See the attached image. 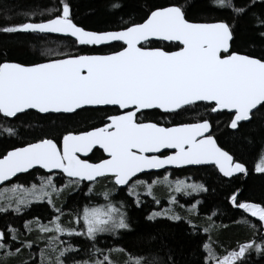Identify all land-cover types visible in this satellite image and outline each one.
<instances>
[{
	"label": "snow or ice",
	"instance_id": "snow-or-ice-1",
	"mask_svg": "<svg viewBox=\"0 0 264 264\" xmlns=\"http://www.w3.org/2000/svg\"><path fill=\"white\" fill-rule=\"evenodd\" d=\"M207 2L210 10L226 11L231 23L229 19L190 20V0H167L164 4L145 0L139 20L121 19L114 30L92 31L73 22L67 0H57L58 7L45 6L43 11L24 13L23 22L0 25L3 34L24 33L37 38L61 34L71 38L75 47L120 44L118 50L106 53L65 52L53 58L48 50L40 53L38 61L0 62V120L6 124L20 119L29 110L73 116L84 111L103 113L98 125L91 124L82 130L65 129L58 137L40 129L33 140L0 153V182L11 181L18 178L17 174L29 173L31 169L47 170L49 174L39 177V188L34 184L32 192L35 200L46 199L54 213L49 225L25 221L23 232L10 225L0 230V264L13 261L37 264L26 250L44 238L38 236L33 240L24 234L33 232L46 234L39 264H121L119 257H126L123 264H188L174 248L164 245L149 246L142 254L133 255L124 247L105 250L97 247V243L100 234L115 238L131 231L127 204L113 202L111 198L117 186L129 185L139 173L166 166L199 165H213L224 177L247 172L242 162L219 145L210 119L199 115L195 122L184 119L175 122L176 117L200 107L207 113L227 112V126L236 133L242 123L257 118L264 121V0ZM111 7L120 10L123 5L114 0ZM256 7L261 8L258 15L253 11ZM249 14L256 21L255 31L262 45L259 54L241 53L232 48L237 23ZM154 41L163 46L153 47ZM172 47L176 50H169ZM109 106L113 112L106 111ZM154 110L163 117H171V126L153 120L150 113ZM257 113L261 115L257 117ZM0 135L13 138L20 133L6 126ZM97 149L105 154L97 162L82 158ZM162 150L171 152L166 154ZM53 170L68 178L63 188L57 187ZM255 170L264 173V154L259 156ZM163 180L168 181V176L164 175ZM83 181L89 182L84 193L89 200L90 194L102 195L106 203L89 202L82 209H71L67 215L72 219L65 225L64 208L57 207L56 200L66 191H75ZM104 181L113 187L97 193L95 186ZM159 182L153 179L146 185L145 181L136 180L128 195H133L136 186H146L151 195L153 185ZM20 187L13 185V190ZM174 191L187 196L207 189L201 183L176 180ZM229 200L233 208L259 222L257 231V224L243 221L253 230V236H259V242L252 239L238 243L219 254L214 243H203L206 253L203 264H249L253 252L264 258V200L241 201L236 193ZM30 202L17 198L0 203V214H20ZM135 203L141 206L138 195ZM169 203L175 204V198ZM170 211L152 212L146 219L154 221L162 215L173 221L182 219L169 214ZM34 223H37L35 228ZM210 230V227L204 229ZM62 236L83 237L89 258L76 259L82 249L70 240H61Z\"/></svg>",
	"mask_w": 264,
	"mask_h": 264
},
{
	"label": "trees",
	"instance_id": "trees-1",
	"mask_svg": "<svg viewBox=\"0 0 264 264\" xmlns=\"http://www.w3.org/2000/svg\"><path fill=\"white\" fill-rule=\"evenodd\" d=\"M70 4L71 15L73 22L84 27L87 30L102 31L116 29L121 19L134 18L139 20L143 15V5L145 0H119L123 5L120 10H114L111 4L114 0H67ZM151 3L164 4L167 0H149ZM191 7L188 11V18L196 21H214L218 19H229L228 13L219 10H210L207 0H190ZM45 6L50 8L58 7L57 0H0V25H12L23 22L24 13L30 11H43ZM253 11L258 15L261 12L260 7H256ZM10 17V19H5ZM39 19V16L36 17ZM231 23V20L229 19ZM255 18L249 14L237 23L235 30V39L232 41L233 50L244 52H255L259 54L261 49V41L258 33L255 31ZM71 38L60 37L54 35H44L40 38L32 34H3L0 33V62L5 59L9 62L29 63L41 59L42 51L51 50V56L55 58L58 53L71 52L73 54H94L106 53L112 50H118L119 42L112 43L111 47L102 46H80L75 47L71 44ZM153 47L163 46L159 41H154ZM169 50H176L174 47ZM106 111L113 112L109 106ZM103 115L101 112L84 111L79 115L71 114H38L35 111L29 110L26 114H22L20 119L9 121L7 124L0 120V130L6 126H12L20 133L19 136L10 138L6 135H0V153L11 149L12 146H20L24 142H29L38 135L39 130L43 129L50 136L58 137L65 129L82 130L89 127L91 124H99V118ZM199 115L210 119L214 137L219 145L234 156L235 160L242 162L247 172L232 176L229 178L222 177L212 166H197L183 167L172 169L168 175V181L172 182L179 178H190L193 181H201L204 183L207 191L192 193L191 195L176 196L175 207L183 205L182 209L188 208L190 205L198 201V204L192 213H188L187 217L179 221H173L167 216L157 217L154 221H148L147 215L167 205L166 193L163 192L164 185H153L155 188H160L158 192L157 203L154 198L143 193L145 186H137L132 189L133 195L129 196L128 191L133 183H129L124 188H116L112 200L124 201L127 204L126 211L129 217L131 227L130 232H125L121 236L112 237L109 234H100L98 236L97 247H124L133 255H140L142 251L149 246L159 248L161 245L174 248L181 258L188 261V264H203V257L206 255L203 249V243H214L217 246L218 254L224 249L231 250L238 243L248 242L256 239L259 242V236H253V230L245 225V219L257 224L259 231V222L254 217L242 213L241 210L235 209L230 203V196L236 193L241 201L257 202L264 200V173L257 172L255 166L259 156L264 154V121L259 118L254 119L251 123H242L240 131L236 133L229 129V114L207 113L203 107H200L192 112L185 113L181 117H176L175 122L181 119L195 122ZM261 114L257 113V117ZM67 117V118H65ZM153 120H161L171 125V117H163L162 113L154 110L150 113ZM160 172L145 173L141 176L145 184H151L153 179L160 180ZM46 176V173L40 169H33L29 173L21 174L7 185L20 184L22 186L40 185L39 177ZM152 176V177H150ZM150 177V178H149ZM57 181V187L63 188L66 184L65 178L58 174L54 177ZM68 183V181H67ZM88 184L83 182L75 191H66L59 198L60 207L64 208L65 215L62 220L65 221L68 217L67 213L71 209L83 206L89 202L98 203L103 200L101 195L90 194L85 196L88 191ZM96 187V192L101 189H111L113 186L104 181ZM111 187V188H110ZM154 190V191H155ZM104 192V191H102ZM101 193V191H100ZM135 193H137L135 195ZM139 196L140 207L136 206V196ZM168 196V195H167ZM58 201V199H57ZM106 202V201H105ZM53 209L46 201L31 202L24 208L20 214L7 213L0 214V230H5L7 226L19 229L23 232L25 221H33L38 224L46 225L53 219ZM211 218V220H209ZM46 221V222H45ZM37 223L33 227H37ZM210 227V232H205L204 229ZM30 235L31 239L36 240L37 233L33 232ZM155 238V239H150ZM61 240H70L74 246L82 250L76 259H88L90 253L85 249V240L83 237L69 238L67 236L60 237ZM44 242V240H42ZM40 240L33 246L32 249L26 250L31 252V258L37 260V249L45 248ZM45 243V242H44ZM71 255V254H70ZM25 258H29L27 255ZM123 264L126 257H119ZM12 264H16L15 261ZM249 264H264V258L253 252L249 257Z\"/></svg>",
	"mask_w": 264,
	"mask_h": 264
},
{
	"label": "rangeland",
	"instance_id": "rangeland-1",
	"mask_svg": "<svg viewBox=\"0 0 264 264\" xmlns=\"http://www.w3.org/2000/svg\"><path fill=\"white\" fill-rule=\"evenodd\" d=\"M46 175H48V174H46ZM56 175H58V174H53L54 177ZM166 175L168 176L169 174H166ZM159 179L160 180H158V181H160V182L157 183V184L163 183L164 189H165V190H163V192L166 193L165 197H166V199L168 201H167V205L166 206H164V207L160 206V208L157 209V210H154V212H164L166 210H171L169 214L179 215V216H181L183 218L187 217L188 213H192V210H194L196 208V206L198 204V201H196L195 203H193L192 205H190L188 208H185V209H182L183 205L180 206V207H175V206H173V204H170L169 203L170 199L176 198V196L179 195V194H184V193H177V192L174 191L175 181L176 180H183L185 182V184L201 183V184L204 185V183L201 182L200 180L199 181H193L190 178H179V179L173 180L172 182H170V181H164L163 180V177H159ZM65 181H66L65 183L67 184L68 179H65ZM131 183L134 184L135 181H132ZM133 184H131V186ZM170 184H171V187L169 186ZM13 185H20V184H13ZM13 185H7L6 184V185H3V186L0 187V203H5L6 201H15L17 198H24V199L29 200L31 202L37 201V200L34 199V193L32 192V186H27L26 187V186L20 185L21 187L19 189L13 190ZM98 185H96V187H99ZM129 186H130V184L128 185V187ZM37 188H39V185L37 186ZM154 190H155V188L152 187V194L149 195L148 194V189L145 186L142 192L145 193V194H147V195H149L152 198H155V200H157L156 198H157L158 192L161 189L160 188H156V190L155 191ZM100 191L102 193V191H105V189L103 188ZM100 191H99V193H100ZM136 194L137 193H135V195ZM183 196H186V195H183ZM101 197H103V196L101 195L100 198ZM40 201H46L47 202L46 199L45 200H40ZM113 202H116V201H113ZM104 203H106V202H105V200L103 198V200H101V202H98V203L95 202V203H92V204L99 205V204H104ZM56 204H57V207H60V200L59 199H58V201L56 200ZM12 206L14 207L15 204L13 203ZM162 216H164V215H162ZM71 219L72 218L70 216H68V217H66L65 221H63V220L62 221H63V223L65 225H67ZM46 225H49V222L46 223ZM35 233L38 234L36 236H40V237H43L44 238V239H41L40 240L41 241L40 244L43 243V247H45V243L42 240H45L46 239V234L39 233V232H35ZM104 235H108V234H104ZM39 253H40V249H37V252H36L37 259L40 260Z\"/></svg>",
	"mask_w": 264,
	"mask_h": 264
},
{
	"label": "water",
	"instance_id": "water-1",
	"mask_svg": "<svg viewBox=\"0 0 264 264\" xmlns=\"http://www.w3.org/2000/svg\"><path fill=\"white\" fill-rule=\"evenodd\" d=\"M212 22V21H211ZM79 26V25H78ZM87 30V29H86ZM92 31H94V30H92ZM47 35H54V36H60V37H64V36H62L61 34H47ZM67 38H69V37H67ZM113 43H115V42H113ZM96 47V46H95ZM111 107V106H110ZM32 111H35V110H32ZM168 126H171V125H168ZM229 129H231V128H229ZM232 130V129H231ZM8 150H10V149H8ZM162 151H168L169 153L171 152V150H162ZM90 154V153H89ZM89 154H88V156H89ZM105 155V154H104ZM87 156V157H88ZM87 157H83L82 156V158H87ZM199 166H205V165H199ZM206 166H211V165H206ZM213 166V165H212ZM183 167H197V166H183ZM183 167H180V168H183ZM215 167V166H214ZM36 169H39V168H36ZM168 169H179V168H177V167H174V166H166V168L165 169H158V170H148V172H146V173H150V172H152V173H156V172H160V171H163V170H168ZM31 170H33V169H31ZM31 170H29V171H31ZM42 172H44V173H46V174H48V172H47V170H45V169H40ZM217 170V173L219 174V175H221L222 177H224L221 173H219V171H218V169H216ZM53 173H59L58 172V170H53ZM21 174H24V173H19V174H17V176H19V175H21ZM62 174V173H61ZM141 174H145V173H139V174H137V176H139V175H141ZM239 174H245V173H234V175L233 176H236V175H239ZM63 175V174H62ZM64 176V175H63ZM136 176V177H137ZM65 178H67L66 176H64ZM15 178V177H14ZM14 178H12V179H14ZM135 178V177H134ZM133 178V179H134ZM225 178H229V177H225ZM68 179V178H67ZM8 182H10V181H8ZM8 182H0V187L1 186H3V185H5L6 183H8ZM83 182H85V183H89L88 181H83ZM127 186V185H126ZM126 186H118V187H120V188H124V187H126Z\"/></svg>",
	"mask_w": 264,
	"mask_h": 264
},
{
	"label": "flooded vegetation",
	"instance_id": "flooded-vegetation-1",
	"mask_svg": "<svg viewBox=\"0 0 264 264\" xmlns=\"http://www.w3.org/2000/svg\"><path fill=\"white\" fill-rule=\"evenodd\" d=\"M111 109H113L112 107H111ZM113 111H114V109H113ZM214 114H216V113H214ZM166 154L168 153V152H165ZM104 156V153L102 152V150H99V149H97V150H94L92 153H90L89 154V156L87 157V159H89V161L90 162H97L100 158H102ZM172 170V169H171ZM169 172H170V170H165V171H161L160 173H159V175H163V174H169ZM150 177H152V176H150ZM149 177V178H150ZM136 179V178H135ZM135 179H133V180H135ZM137 179H145V178H143L141 175H139L138 177H137ZM132 180V181H133ZM118 187V186H117ZM116 187V188H117ZM118 188H120V187H118Z\"/></svg>",
	"mask_w": 264,
	"mask_h": 264
},
{
	"label": "bare ground",
	"instance_id": "bare-ground-1",
	"mask_svg": "<svg viewBox=\"0 0 264 264\" xmlns=\"http://www.w3.org/2000/svg\"><path fill=\"white\" fill-rule=\"evenodd\" d=\"M46 222V221H45Z\"/></svg>",
	"mask_w": 264,
	"mask_h": 264
}]
</instances>
